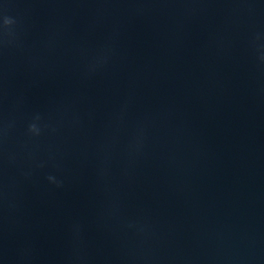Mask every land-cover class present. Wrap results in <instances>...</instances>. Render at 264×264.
<instances>
[{"label": "water", "instance_id": "1", "mask_svg": "<svg viewBox=\"0 0 264 264\" xmlns=\"http://www.w3.org/2000/svg\"><path fill=\"white\" fill-rule=\"evenodd\" d=\"M0 264H264V0H0Z\"/></svg>", "mask_w": 264, "mask_h": 264}]
</instances>
